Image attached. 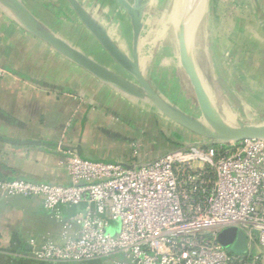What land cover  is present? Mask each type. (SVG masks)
<instances>
[{"label":"crops","instance_id":"obj_1","mask_svg":"<svg viewBox=\"0 0 264 264\" xmlns=\"http://www.w3.org/2000/svg\"><path fill=\"white\" fill-rule=\"evenodd\" d=\"M5 1L19 5L40 31L58 37L135 90L115 88L79 67L29 32L0 3V180L66 187L71 183L66 164L70 152L133 168L198 145L196 135L141 95L132 75L85 23V18L92 21L132 63L138 61L144 78L170 108L201 112L181 67L179 48L175 54L166 44L171 39L168 31L178 26L179 0H126L142 19L139 34L117 0ZM206 13L209 43L202 51L213 72L212 88L206 87L193 64L214 112L224 122L264 124V0H220L217 6L210 3ZM80 209L61 206L58 216L45 209L41 198H0V264L122 261L123 256L82 263L34 258L42 243L63 244L67 236L77 234L73 217Z\"/></svg>","mask_w":264,"mask_h":264},{"label":"built area","instance_id":"obj_2","mask_svg":"<svg viewBox=\"0 0 264 264\" xmlns=\"http://www.w3.org/2000/svg\"><path fill=\"white\" fill-rule=\"evenodd\" d=\"M66 164V187L0 180V198H41L57 215L61 206L81 208L77 234L42 243L36 260L264 264V140L193 145L133 168L72 152ZM230 228L245 234L246 254L218 242Z\"/></svg>","mask_w":264,"mask_h":264},{"label":"water","instance_id":"obj_3","mask_svg":"<svg viewBox=\"0 0 264 264\" xmlns=\"http://www.w3.org/2000/svg\"><path fill=\"white\" fill-rule=\"evenodd\" d=\"M117 1L126 10L131 18L134 30L139 34L142 31L143 24L137 9L126 0ZM0 3L12 10L29 32L49 44L57 52L71 60L79 67L96 77L106 79L115 88L127 92H134L135 89L119 76L107 71L94 60L80 53L58 37L40 31L33 18L24 12L19 5L15 3H8L5 0H0ZM188 16L193 17L194 15L187 12L186 17ZM85 23L113 60L126 72L132 75L138 85L141 95L146 97L166 118L174 124L198 137L212 142L213 144L264 140V124L255 125L240 122L236 126H232L214 115L213 106L191 60L188 49V30H186L183 24H179L178 28L179 60L181 67L188 76L194 90L200 111L202 112V121L191 118L182 112L170 108V106L162 100V98L152 88L150 83L144 78L138 61H134L132 63L92 21L85 18ZM218 242L232 254L244 255L247 253L246 236L243 232H240L235 228L224 230L219 235Z\"/></svg>","mask_w":264,"mask_h":264},{"label":"rangeland","instance_id":"obj_4","mask_svg":"<svg viewBox=\"0 0 264 264\" xmlns=\"http://www.w3.org/2000/svg\"><path fill=\"white\" fill-rule=\"evenodd\" d=\"M189 1L190 0H179V4L177 5V8H176V11H178V15H180V18H178V26H176L177 32L176 31L173 32V30L171 32L168 31L170 33L169 35H171V39L168 37L166 44L167 45L170 44L172 47H174L175 54H177V52H178V50H177L178 49V37H175V33H178L179 24H183L185 26L186 30H188V49H189L191 60L196 66H198V71L200 73L201 79H202V81L204 80V83H206V87L210 88L209 81L211 82V80H209V78L212 79V77H214V76L212 75L213 72L210 68L211 66L207 64L206 54L202 51L203 46L205 48L206 44L208 45V43H209L207 41L208 39L206 37V30L208 28V24H207V21L205 18H206V14H207L206 12H207L208 5L210 3H212V5L217 6L219 4L220 0H203L200 4L199 9L197 10V13H195V15L193 17L192 16L186 17V13L188 12L187 7L189 4ZM199 13H200V15H199ZM197 17H198V19H197ZM199 17H201V20L199 19ZM194 19H195V22H194ZM155 27H157V25ZM167 29H169V28H167ZM202 31L204 32V34L202 33ZM191 33L193 35H191ZM203 35H205L204 38H203ZM162 44H164V43L161 42L160 45H162ZM166 63H168V61ZM203 67H206V68H203ZM190 97L192 99L191 102L196 104V101L194 99L195 97H194L193 92L191 90H190ZM188 110H189V107H188ZM190 111L191 110H189V112H183V113L187 114L191 118H194V119H197L200 121L203 120L202 119V112H197V111L190 112ZM214 115L217 118L221 119V116L219 114L217 115L214 112ZM224 119H228V118H224ZM226 123H228L232 126L237 125L235 120H232V119L227 120ZM192 136H195V135H192ZM194 138H197V140H198L197 141L198 145H196V146H203V145L209 146V145L213 144L212 142L207 141L201 137L195 136ZM190 146L191 145H189L187 147H190ZM263 253H264V250H263ZM115 258H117V257H115ZM119 258L121 259L122 256L120 255ZM108 264H112V263H108Z\"/></svg>","mask_w":264,"mask_h":264},{"label":"bare ground","instance_id":"obj_5","mask_svg":"<svg viewBox=\"0 0 264 264\" xmlns=\"http://www.w3.org/2000/svg\"><path fill=\"white\" fill-rule=\"evenodd\" d=\"M203 0H190L189 1V4H188V7H187V11L188 12H190V13H192L193 15H195V13H197V10L199 9V7H200V4H201V2H202ZM202 10V9H201ZM205 11V10H204ZM201 12V11H200ZM197 15V14H196ZM199 15H200V13H199ZM190 19V18H189ZM197 19H198V17H197ZM194 22H195V19H194ZM197 24V23H196ZM194 30V29H193ZM177 32V31H176ZM193 32V31H192ZM178 35V34H177ZM191 35H193L192 33H191ZM190 35V36H191ZM210 80V79H209ZM204 81V80H203ZM208 81V80H207ZM209 83H210V81H209ZM206 85V84H205ZM211 88H212V86H210ZM214 92V91H213ZM216 96V95H215ZM217 100V99H216Z\"/></svg>","mask_w":264,"mask_h":264}]
</instances>
